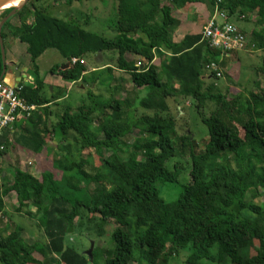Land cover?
<instances>
[{
  "label": "trees",
  "instance_id": "trees-1",
  "mask_svg": "<svg viewBox=\"0 0 264 264\" xmlns=\"http://www.w3.org/2000/svg\"><path fill=\"white\" fill-rule=\"evenodd\" d=\"M40 1L28 0L17 11L14 16L21 23L11 34L26 44L32 64L34 87L23 86L20 96L36 110L25 119L23 132L40 146L52 135L64 141L69 138V142L59 145L55 153L59 154L55 165L59 179L44 175L38 180L28 172L15 171L11 189L19 208L34 207L43 240L25 242L18 228L0 234V264H130L137 259L165 264L181 252L186 254V264H264V201L253 203L264 192V88L257 80L255 92H248V97L238 93L228 98L213 84L216 67L248 44L226 54L212 49L201 33L186 34L179 42L169 34V28L178 23L173 11L187 10L193 3L212 11L217 2L243 37L245 32L233 20L249 21V13L255 14L260 31L250 32L248 48L264 49V0H115L111 38L47 15ZM63 1L71 5L97 0ZM10 10H1L0 19ZM29 16L32 20L27 23ZM9 19L2 30L8 28ZM47 49L58 51L68 63L58 74L71 83L86 81L88 55L115 52L110 55L113 66L103 64L104 72L126 73L138 95L129 102L116 98L118 88H114L101 101L89 91L87 105L73 112L65 109L56 123L48 125L49 106H42L51 104L52 96L40 93L42 84L34 63ZM154 54L162 58V70L168 75L165 81L152 63ZM256 69L264 79V59ZM206 72L212 83L206 84ZM179 96L191 101L207 129L199 153L188 133L179 134V122L169 111L167 101ZM207 105L212 109L205 116ZM94 123L95 131L91 129ZM131 133L134 141L123 143ZM86 149L101 161L96 168L82 154ZM184 151L190 159L189 182L181 186L174 202L166 203L156 181L166 170V162L174 156L183 158ZM176 163L167 177L169 183L177 182ZM81 181L84 187H74ZM106 184L113 189L108 191ZM63 185L72 186L66 188L70 195L62 191ZM3 210L0 190V213ZM111 222V248L95 245L91 260L67 240L71 231L100 238L103 227Z\"/></svg>",
  "mask_w": 264,
  "mask_h": 264
},
{
  "label": "rangeland",
  "instance_id": "rangeland-1",
  "mask_svg": "<svg viewBox=\"0 0 264 264\" xmlns=\"http://www.w3.org/2000/svg\"><path fill=\"white\" fill-rule=\"evenodd\" d=\"M41 5L45 6L46 14L55 17L57 19H61L63 21H74L79 23L81 27L90 31L92 33L102 35L106 38H111L115 35V33L111 30V21L115 19L116 16V2L115 0H97V1H80V2H72L71 5H66L63 0H57L53 3L52 0H41ZM144 9V7L142 8ZM197 10V9H196ZM193 12V10H191ZM196 13V12H195ZM14 16V15H13ZM11 16V17H13ZM10 17V18H11ZM249 21L244 20H233L235 25L239 27V29L245 32L243 40L244 45H249L250 43V32L254 29L255 32L260 31V26H257L255 23L256 17L255 14L248 15ZM191 21H194L195 24L198 25L197 28L201 30L203 28L204 16L201 13H197L195 16H191L189 18ZM182 25H179V22L176 25L169 28L170 39L173 41L179 42L188 32V28L184 27L182 30ZM246 46L244 51H239L237 54L232 55L227 62L223 63V65H218L216 80L213 81V84L217 88V90L221 94H225L228 98L240 93L244 97H248V92H255L254 82L259 81L261 85L260 88H264V79L260 77V74L257 72L256 67L261 64L264 59V49H256L254 47L248 48L250 46ZM3 47V44H2ZM254 48V49H252ZM110 55L115 56V52H105L98 53V55H88L84 63L90 69L95 68L94 73H88L85 77V82H78L77 85L72 86L70 89H66L63 91L66 99L54 103L50 106V111L53 112L54 116L51 118V124L56 123L58 120V116L62 115L63 111L70 107L71 112L75 110V108L81 104H88L87 93L90 91L92 94L98 97L101 101H105L109 98L111 91L114 88H118L115 91L114 95L116 98H124L127 101H132L133 98L138 95L137 91L134 90L133 86L129 81V77L126 73L118 71L116 69H112L110 73L104 72L105 66L103 64H110L113 66L114 61L110 57ZM112 56V57H113ZM162 58L158 55L154 54V59L152 63L157 66V69L160 70V77L163 81L168 79V75L165 73V70H162ZM239 63V65H238ZM47 64V63H46ZM104 72V73H100ZM226 72L231 77L226 76ZM101 75H100V74ZM209 72L205 73V82L206 84L212 83L209 80ZM79 87V88H78ZM82 88V90L80 89ZM80 89V90H79ZM142 95L144 92H140ZM258 93V92H257ZM169 106L170 113L175 116V118L179 122V134L188 133L190 135V140L193 144V149L196 153L203 151L204 142L207 140V129L200 122L198 115L196 114V109L190 100L183 101L182 97H178L175 99H170L167 101ZM211 105V104H210ZM209 105V106H210ZM204 110L205 116H208L212 107H209ZM176 111H179L178 113ZM49 125V124H48ZM96 123L92 125V130L95 131ZM67 140L64 141V138L57 136L48 138L47 149L43 152V161L39 162L38 165L35 166V171L37 172L36 177L41 179L42 176H53L57 179L60 178L61 173L58 170H55L56 161L59 158V154L55 153L58 151L57 147L59 145H64V143L69 142V138H65ZM135 139V135L133 133L127 135L122 139V142L130 145ZM50 141V142H49ZM70 144V143H68ZM71 148L74 147L71 144ZM85 158L88 160L90 166L96 168L100 165L101 161L94 155L93 151L90 149H86L82 152ZM184 157L174 156L170 160H168L165 164V171L160 172L158 181H156V188L159 191L160 197L166 203L174 202L179 193L181 192V186L187 184L189 182V170H190V159L188 158V152L184 151ZM178 164H177V163ZM177 164V169L179 170V174L177 177V182L169 183L167 181V177H170V173H173V165ZM232 165V164H231ZM233 167V165H232ZM34 168V167H33ZM88 170V169H87ZM47 171L46 173H43ZM32 173V172H31ZM43 173V174H42ZM33 176V175H32ZM172 179V178H171ZM86 183L83 181L79 183H75L74 187H84ZM107 186V190L110 191L113 189V186ZM68 187L63 185L62 191L69 194V191L66 189ZM92 185L87 186V190H92ZM73 189V188H72ZM262 196L254 198L253 203L258 204L261 201H264V192L260 193ZM70 195V194H69ZM10 215V214H8ZM15 217V216H14ZM17 218V217H15ZM18 219V218H17ZM26 220L22 222L15 223L16 225H24L27 227V233L32 237H36V241L41 242L43 240L42 235L39 232V228L36 226L35 229H31L28 226V222L25 223ZM114 224L111 222L108 225H105L103 228L105 233L102 237L96 238L94 235H90L88 233H77V232H68L66 234L67 240L72 243L79 251L82 253L86 252L89 249L90 241L93 242V247L96 245L102 249H110L112 244L109 239L110 232L113 228ZM1 235H6L9 232H2ZM37 234V236H35ZM27 239L30 237L24 233ZM26 242V239H24ZM253 253V251H252ZM186 254L181 252L179 256L172 257L165 264H186L184 263V259ZM139 261V262H136ZM136 261L130 264H145L144 260L137 259ZM157 261V260H156ZM159 260L156 264H159Z\"/></svg>",
  "mask_w": 264,
  "mask_h": 264
},
{
  "label": "crops",
  "instance_id": "crops-1",
  "mask_svg": "<svg viewBox=\"0 0 264 264\" xmlns=\"http://www.w3.org/2000/svg\"><path fill=\"white\" fill-rule=\"evenodd\" d=\"M144 6L145 4L142 5V7ZM191 10H193V12ZM210 11L211 10H209V7L204 4L193 3L187 10H175L172 12V15L177 19L179 25H182V30L184 27L188 28L189 32L187 34H197L201 33L203 28L199 30V28H197L198 25L189 18L191 16H195L197 13H201L204 16V27L209 19V16L213 12V8L212 11ZM31 20L32 18L30 16L26 18L27 23H30ZM20 23V18L13 16L9 19L8 28H4L2 30L4 60L2 62L0 54V83L10 87H23L25 85L34 87L32 64L26 51V44L11 35L15 32L16 28H19ZM248 23H250V21ZM34 63L37 67L38 78L42 84L40 93L44 97L52 96V103L42 106V108L49 106L48 114H45V119H47V123L51 126V118L54 116V114L52 111H50V106L54 103L65 100L66 97L63 91L70 89L74 85H77L78 82H66L60 77L58 72L67 68V62L62 58L58 51L54 49L45 50L34 60ZM55 68L56 72H52L51 70H54ZM15 71L16 74L14 73ZM94 71H96L95 68L90 69L88 73ZM226 73L228 75V72ZM228 76L231 77V75ZM80 89L82 90V88ZM42 108H37V110L41 112ZM41 113L44 114V112ZM43 114L42 116H44ZM24 126L25 120H19L8 127L0 128V151H3V153L0 152V190L4 204V210L0 213V234H3L2 232L10 233L15 228H18L20 230L22 239H26V242L30 243L36 241L37 238L32 237L27 233L26 226L14 225L15 223L26 220L25 223L28 222V226L31 229H35L36 221L33 215L34 207L31 204H28L27 207L22 209L19 208L16 192L11 189V186L14 183V175L15 171L17 170L21 172H28L38 179V177H36L37 172L35 171V166L38 165L39 162L43 161L42 159H44L43 152L45 149H47L46 141L48 139L45 140L42 146L34 143L24 135ZM46 172L47 171H44L43 173ZM33 220L35 221L34 223ZM24 233H26L30 238L27 239L25 236H23ZM35 236H37V234Z\"/></svg>",
  "mask_w": 264,
  "mask_h": 264
},
{
  "label": "built area",
  "instance_id": "built-area-1",
  "mask_svg": "<svg viewBox=\"0 0 264 264\" xmlns=\"http://www.w3.org/2000/svg\"><path fill=\"white\" fill-rule=\"evenodd\" d=\"M201 35L203 39L209 41L212 49L226 54L232 50H241L244 43L243 36L227 21L224 12L218 9L217 2L213 6V12L203 27ZM212 66L215 68L213 64ZM21 90L22 86L10 87L0 83V128L27 119L36 109L34 105H27L24 102L20 96Z\"/></svg>",
  "mask_w": 264,
  "mask_h": 264
},
{
  "label": "water",
  "instance_id": "water-1",
  "mask_svg": "<svg viewBox=\"0 0 264 264\" xmlns=\"http://www.w3.org/2000/svg\"><path fill=\"white\" fill-rule=\"evenodd\" d=\"M15 1H19V3L17 5H15V6H9L10 4H12ZM27 1L28 0H0V10H3L5 8H11L10 12L0 20V54H1L2 62L4 60V53H3V47H2V38H1L2 27H3L4 23L11 16L15 15L17 13V11H19L22 8V6L27 3ZM97 55H98V53H97ZM67 66H68V63L66 64V67ZM14 73L16 74V71ZM92 248H93V242L90 241L89 249L86 252H84V255H86L89 260H91Z\"/></svg>",
  "mask_w": 264,
  "mask_h": 264
},
{
  "label": "bare ground",
  "instance_id": "bare-ground-1",
  "mask_svg": "<svg viewBox=\"0 0 264 264\" xmlns=\"http://www.w3.org/2000/svg\"><path fill=\"white\" fill-rule=\"evenodd\" d=\"M19 3V1H15V2H13L12 4H10L9 6H15V5H17ZM5 9H7V8H5ZM4 10V9H3Z\"/></svg>",
  "mask_w": 264,
  "mask_h": 264
}]
</instances>
